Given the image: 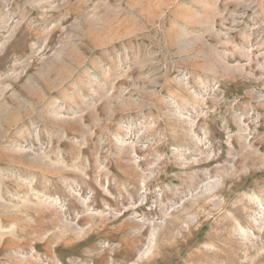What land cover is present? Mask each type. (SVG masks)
Returning a JSON list of instances; mask_svg holds the SVG:
<instances>
[{
  "label": "rangeland",
  "instance_id": "obj_1",
  "mask_svg": "<svg viewBox=\"0 0 264 264\" xmlns=\"http://www.w3.org/2000/svg\"><path fill=\"white\" fill-rule=\"evenodd\" d=\"M0 264H264V0H0Z\"/></svg>",
  "mask_w": 264,
  "mask_h": 264
}]
</instances>
